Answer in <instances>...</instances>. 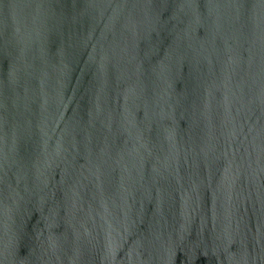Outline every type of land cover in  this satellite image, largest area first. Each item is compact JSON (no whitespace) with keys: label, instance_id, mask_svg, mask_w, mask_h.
Listing matches in <instances>:
<instances>
[{"label":"water","instance_id":"water-1","mask_svg":"<svg viewBox=\"0 0 264 264\" xmlns=\"http://www.w3.org/2000/svg\"><path fill=\"white\" fill-rule=\"evenodd\" d=\"M0 264H264V0H0Z\"/></svg>","mask_w":264,"mask_h":264}]
</instances>
